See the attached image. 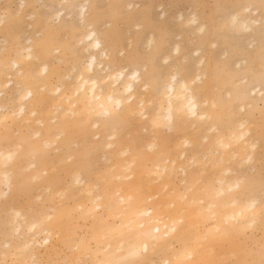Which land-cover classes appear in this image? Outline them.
Here are the masks:
<instances>
[{"label": "rangeland", "instance_id": "374dc122", "mask_svg": "<svg viewBox=\"0 0 264 264\" xmlns=\"http://www.w3.org/2000/svg\"><path fill=\"white\" fill-rule=\"evenodd\" d=\"M254 2H258V0H0V14L3 13L5 6H11L12 11L16 14L15 17L9 21V23L4 24L0 22V86L2 87L4 85L2 88H0V117L3 114L5 117L8 116L7 120L4 117V121L0 122V134L3 135L0 143V148L4 147L5 149L6 147L7 150L12 151L14 149L13 151H16L15 146L18 149L17 144L20 142V140H23L25 142L22 144V146L20 144V148L18 149V152H21L24 144H31L34 140H36L35 133L37 129H39L37 130V132L40 131V129L41 132H43L46 126L57 125L60 123V118H62L61 114H63V111H65V108H67L66 106L65 108H63V105L67 102L65 96L69 95V92L71 93L72 90V88L69 87L71 85L73 87V85L75 84L73 79H75L76 82L77 75L83 69L82 66H87L92 54H98L99 58L98 61L95 62V68L98 72L99 78H103L106 73H109L111 70L117 69L121 65L128 63L127 61L123 60L117 62L115 61V59H106L104 56L105 51H107L110 56L114 58L117 54V49H128L131 52H135L137 49L143 51L149 44H154L155 48L161 46V49L164 52L163 59L157 58L156 60V63L158 65V68L156 70L157 78L160 79L162 77L160 86H154L152 89L146 92H144V89L142 87L141 92L138 93V99L142 98V96L146 94V97H143L145 103L147 102L148 105L153 104L151 106H148L146 103L145 105V109H147L145 110L146 116L148 115L147 119L143 118L144 116L134 117L133 115L131 116L130 123H128L127 125H118L110 127L109 129H103V122H101L99 129H97L96 127L93 128L94 126L88 128L86 138L75 139L72 145L68 144V147H64L61 141H57L55 137L54 139L56 142L53 143V147L47 149V154L50 158V165L48 168L49 172H47V175H49L48 173H55L56 175H58L61 181L59 185H57V190L60 193L56 191V189H53L55 187L49 188L47 185H38V182H35L30 190V194L26 198L22 197L20 192H17L16 189L13 188V186L7 197V200H5L4 197L0 198V252H2L3 244L5 242V219H9L10 214H15V211L19 209L22 213V216L19 218V222L21 221L20 223H23L21 224L22 230L20 229L19 235L12 234V236L9 235L8 238L14 245H23L29 243L33 245L32 251L28 255L22 257L24 259L30 260L35 257L39 260H45L50 258L55 251V243L53 246H49L47 248L39 247V244L41 243L40 237L42 235V232L49 226L46 225L43 221L40 222L44 217V213L46 210L45 206L51 205L53 202H55L58 206L71 205V207L66 210L73 211L81 208L83 203L86 202V207H90V203L92 201L89 198L87 199L90 200V202L87 203V199L85 201V197L88 194L87 187H90L91 191H93L92 186H94L98 181L100 183V180L101 183L103 182V185H105V183L107 184L105 185V189H113L112 191H115L114 188L116 187L117 182L120 181L119 177V180L114 179V181H112V185L109 186L108 182H106L105 180H107L106 176H108V173H110L113 168V166L111 165L115 164H112V162H119V160H121V155L116 154L118 145H116L115 142H117L118 140L121 141V139L125 137L126 140L124 141L123 139L122 142H136L137 152L141 155L152 154L153 152L157 151L160 145L164 142H167L171 147L175 145L179 140L178 138L180 137L177 136L179 134L176 133L174 128V130L172 131V129L170 130L168 126H164L162 127V130H159L160 134H157L158 137L155 135L157 133L155 132L156 129H152L150 126L151 123L148 121L151 117L158 113V110H156L158 109V101L156 102L154 101L156 99H153L154 102L151 103L147 100H152V97L156 98L160 91L163 92L165 85H167L165 79H167L168 77V79H170V76H167L168 73H170L176 67H180L182 69L180 73V82L183 79H188L189 77L190 79H192V77L198 76L201 73L202 66H206L207 62L209 61L212 62L213 65L236 66L244 64L251 59L250 49L253 45H255L256 52L258 53L261 37V33L258 27L252 33L242 32V30L240 29L239 32H237V30H231L234 32L229 33L231 32L229 31L230 29L228 30L222 27L224 17L219 13H214L213 8L211 7L215 4H225L229 6L228 11H238L243 13V8H239L237 6ZM81 6L82 8L83 6H85L83 11L82 9H80ZM60 13V18H58L57 14ZM80 14H83V17H85L86 19L84 23L82 22V15ZM213 15L216 16L217 27L209 28L207 27V24L209 18ZM184 17H186V20L191 19L195 20L196 22L194 24H189L190 27L187 23H185L184 25L188 26L186 28L185 26L181 25V23H184ZM191 17L195 19H192ZM90 24L91 26H87ZM198 27L199 29H201H197ZM89 29H94L96 34L103 40V49L96 51L91 46L87 45V47H90L89 49L85 47L87 43L83 42V40L88 34ZM150 40L153 42H151ZM76 42L77 45L75 44ZM175 43L177 44L175 45ZM178 47L179 50L176 52L175 49ZM28 48H30L29 52ZM57 49H59V52L56 51ZM28 53L31 54L30 58H27ZM17 59L19 61V66L15 67L12 62L17 61ZM165 59H170L173 62L171 67L164 64ZM116 73L118 72L115 71L114 73V71H112L111 74ZM163 83L166 84L163 85ZM206 84H208L207 80H205L204 84L201 87L206 88ZM62 86H64V88ZM66 86H68V88ZM65 87L66 89H68V91H66ZM105 88L103 87L102 89L101 87H99L97 91L105 94V92L107 93ZM30 89H33V96L25 99L26 96H22V94L25 95L26 91ZM62 93L65 95H63ZM63 96L66 101L65 103H63L62 101ZM195 96L197 101H199L198 104H208V101L206 100L208 99V97L202 96L200 90H197ZM23 97L24 99L22 100L21 104L25 105V111L18 112L17 110H20L21 105L18 102L19 99H22ZM36 100L38 101L37 103ZM57 101L58 103L60 101L62 103L60 102L58 104ZM54 102L57 103L59 108H54ZM260 104V93L257 92L255 100L252 102V111L254 112L256 117L254 136L249 137V139L246 138L248 140L246 142L252 140V144L248 147L255 149V151L253 150V152L251 149V152L254 153V161L251 165V168L256 172L257 176L259 175L261 156L260 137L258 132ZM203 105H201V107L199 106L198 112L202 111V108H204L203 111L205 110L207 105H204V107H202ZM47 110L49 112L48 114ZM61 110H63L62 113ZM31 112L35 113L31 114ZM51 112L55 115L53 116ZM56 112H60V115ZM30 114H34V117H30ZM26 115L29 116L30 120L32 119L31 122H29L30 120L27 121V119L29 118ZM150 115L151 117H149ZM41 116L42 119L45 118V121L43 120L44 122L40 121ZM59 116L60 118H58ZM69 117L71 118V120H73L74 116L71 114ZM46 118H48L49 121L46 120ZM52 118L53 120L50 121V119ZM70 118H68L69 121H71ZM20 119H23L24 123ZM33 120L34 125L38 123V127L36 125V127L33 125ZM102 120L104 121V119H101V121ZM219 120V122L216 120L213 128L209 127L207 122L204 120H201V122L197 124H192L191 119L185 121V126L184 123L182 124L183 126H180V129H187L186 132L188 133V136L191 133H198L200 136L199 138L204 144H196V147L198 148L197 150H194V153L196 155L192 152H189L190 145L180 149V153L184 150L185 156H188V158L190 159L188 163H186V161L188 160L187 157H185L184 161L180 160L184 157L179 155V149L177 150V153H175L176 157L178 156V158H180H177V160L180 161L178 163H181L182 161L181 164L183 165L184 162L187 166H190L191 164L193 165L190 166V169L186 166L187 174L191 173L192 171L193 173L194 171L195 173L197 172L196 170L198 169V167L197 163H195L193 160L194 155L198 160L201 159L199 161L201 162V164L209 165V163L204 158L205 155H203V151L205 149V143L203 141H206L208 137L214 138V135L216 136L219 134L217 132L218 130H220L221 133H225L227 130L234 127V129L238 128L236 127L238 125L233 127V124H231L227 119ZM13 122L16 124H12ZM40 122L44 124H41ZM188 122L191 123L188 124ZM191 124L194 125L193 128ZM39 125L41 126V128ZM149 127L152 130H150ZM249 127L251 128L253 127V125L250 124ZM98 130L103 135L100 134ZM198 130L200 131L198 132ZM31 131H34L35 133H32ZM204 131L208 132L210 136H205L206 132L204 133ZM245 131H247V129ZM109 132H113L112 135ZM135 132L137 133L135 134ZM113 134L115 135L114 139H112ZM134 135L135 137H133ZM153 135H155L156 137H153ZM28 136L33 139H28ZM80 140L82 141L80 142ZM89 140L90 143L88 142ZM111 140L112 142H114V144L112 145V148L108 149L106 142L110 143ZM76 141H79V148L76 147ZM104 143L106 144V146ZM253 143H255V145H253ZM151 144L154 145L153 148H150ZM99 148H101L99 150L100 152L96 151ZM174 149L175 147L173 146L172 153L175 152ZM113 151L115 152V155ZM85 152L88 153L89 162L86 164L85 168H81L79 170V172L81 171L80 174L82 175H80L81 183H71L74 182L73 178L71 177V175L66 174L63 168H68L67 165H72L76 161L77 157L82 156ZM199 152H203L202 155L199 154ZM251 152L246 151V154L244 156L245 158H243L245 160V164L244 160H240L237 157L235 158L236 162L238 159L239 160L236 165L234 164V167L232 166V162L235 163V160L233 161L232 159V162L230 161V164L232 165H230L228 162L227 164L230 165L228 166L231 169L232 167L233 169H240L242 165L247 167V158L249 156H252V154L247 156V153L249 154ZM105 154L106 156L108 154L110 156L114 155L115 158L113 156L111 158H108L109 155L108 157H105ZM191 156H193V159H191ZM104 158H107V160H105ZM203 160L204 162H202ZM239 161H241V163ZM189 163L191 164L189 165ZM208 165H206L207 170L203 175L204 178L211 175L208 172ZM104 174L106 175L105 177H103ZM176 174V176L174 175L173 181L175 186L177 188H180L181 186L179 185L182 184L181 181L185 177V173L183 174L182 172L176 171ZM154 183L155 182L153 181V184ZM41 186H44V191ZM52 191H54V193ZM254 195L255 197H257L259 195L258 191L255 192ZM87 197H89V194ZM85 205L83 207H85ZM23 216H25L26 218H23ZM29 226L31 227V229ZM21 232H23V234ZM84 232L85 235L88 234L87 227L84 229ZM179 242L180 241L176 240L172 242V247L174 248V250L176 249V247H178V245H181V243ZM106 246L107 243H105V247ZM69 258L79 261L82 259L94 260L96 257L91 256L87 251H80L75 253L69 252ZM155 258L161 264L162 261L166 258V255L162 253L155 254Z\"/></svg>", "mask_w": 264, "mask_h": 264}, {"label": "snow or ice", "instance_id": "6c2138e0", "mask_svg": "<svg viewBox=\"0 0 264 264\" xmlns=\"http://www.w3.org/2000/svg\"><path fill=\"white\" fill-rule=\"evenodd\" d=\"M211 7L214 13L224 17L223 28L236 30L241 26L243 32L252 33L258 27L261 33L259 51L257 53L253 45L250 49L249 61L236 66L213 65L209 61L206 66H202L201 73L191 79V83L187 79L184 80L186 91L195 94L200 90L202 96L208 97L204 115L200 119L207 121L209 127H213L217 119H227L231 124L239 125L240 139L254 136L256 117L252 111V102L256 93H260L259 175L257 176L251 168L254 156H249L247 167L242 165L240 169L230 170L226 189L227 194L258 191L259 195L246 205L251 214L248 215L243 211L239 214L217 213L208 194L223 196L225 190L223 187L217 189L215 185L211 188L204 187L205 181L195 177L191 180L186 179L183 186L174 191L171 198H162L158 186L166 183L169 166L173 170L176 167L171 156L162 150L161 159L167 156V164L163 168L157 166L147 169L155 185L143 178L138 179L136 160L131 159L124 170V175L120 177L121 180L126 181L124 187L112 191L105 189L102 183L96 182L92 191L91 206L87 209L81 207L67 211L66 209L71 205L58 206L55 202L46 205L43 222L51 227L45 228L42 232L39 247L47 248L55 243V251L48 259L22 258L32 251L33 245L31 243L14 245L8 238L6 218L5 242L0 252V264H160L155 258L157 250L170 237L180 234H183V243L176 247L174 258L168 259L166 264H264V0L237 6L243 8L246 14L242 25L240 12L228 11V5L215 4ZM15 15L11 6H5L3 13L0 14V22L7 24ZM207 27H217L215 15L209 18ZM89 40L95 41L94 46L97 50L103 49V40L95 32ZM56 51L59 52V49ZM104 56L117 62L122 60L128 62L111 70L119 73L115 78L121 83L131 79L148 91L154 86H160L162 82V77L158 79L156 75L158 68L156 60L163 59L164 52L155 48L154 44H149L143 51L117 49L114 58L105 51ZM172 63L170 59L164 60V64L170 67ZM111 71L106 74L110 75ZM181 71L180 67H176L168 73L173 83L179 82ZM205 80L208 81V86L202 88ZM135 86L134 84L133 88ZM131 95L130 91L129 97ZM129 97H125V100L131 106L134 100ZM71 103L72 100L69 99V104ZM143 107L141 104L140 108ZM120 111L121 109H117L116 113L105 111L96 114L80 110L79 123L88 128L93 125L98 128L101 119L119 121ZM195 114L199 115V113ZM72 115L75 116L76 112L74 111ZM139 115L147 119L143 111H140ZM250 124L253 127L250 128ZM56 140L67 141L71 145L73 134L70 130L61 128L56 133ZM88 142L90 143V140ZM49 146L45 145V147ZM79 146V141H76V147ZM228 147L229 144L222 139H206L205 160L210 161L213 158L219 160L221 150ZM15 155L9 153L5 157H0L5 169L14 160ZM125 155L131 157L133 154L129 151ZM81 160L85 164L89 162L87 152L81 156ZM33 171L34 165H30L21 172L19 192L22 197L26 198L30 194L36 182L37 177L33 175ZM182 171H185V176L188 175L186 170L182 169ZM79 182L77 180V183ZM8 187L10 192L11 185L9 184ZM163 191L167 194L173 190L169 187L164 188ZM9 192L4 194L5 200ZM141 203L155 207L138 208ZM145 217L156 225L154 229L144 222ZM161 224L163 230L159 227ZM86 227L87 235L84 232ZM125 228L138 233L137 243L130 248L121 245L118 256L113 257L109 255L112 252L111 246L106 248L105 243L115 232ZM80 251H87L96 258L79 261L69 258V252Z\"/></svg>", "mask_w": 264, "mask_h": 264}, {"label": "bare ground", "instance_id": "6f19581e", "mask_svg": "<svg viewBox=\"0 0 264 264\" xmlns=\"http://www.w3.org/2000/svg\"><path fill=\"white\" fill-rule=\"evenodd\" d=\"M84 8H85V6H83V8L81 6L80 9H82V11H83ZM240 14H241V25H242L243 24V21H244V18H245V12L244 11H243V13L240 12ZM60 15H61V13L60 14H57V17L60 18ZM80 15H82L81 16V19H82V22L84 23L86 21V19H85V17H83V14H80ZM185 18L186 17H184V19ZM187 18H189V17H187ZM192 19H195V18H192ZM196 20H197V18H196ZM183 22L184 23L183 24L181 23V25L182 26H185L184 25L185 23H187L189 25V24H194L196 21L195 20H191V19H188V20L185 19ZM87 26H91V24L90 25H87ZM185 27L187 28L188 26H185ZM189 27H190V25H189ZM237 28L238 29H236V30H237V32H239L241 30V26H238ZM197 29H199V27ZM203 29H205V28H203ZM229 31H231V30H229ZM234 31H231L229 33H232ZM94 32H95L94 29H89L88 34L85 36L84 40H83V37H82V40H83V42H86L87 43L86 45L84 44L85 47H87V45H88V46H91L96 51H99L94 46L95 45V41H90L89 40V37ZM239 34H241V33H239ZM212 37H213V34H212ZM77 42L75 43L76 45H77ZM151 42H153V41H151ZM176 44L177 43H175V45ZM87 48L89 49L90 47H87ZM156 48L157 49H161L162 47L159 46V47H156ZM178 50H179V47L175 49L176 52ZM29 51H30V48H28V52ZM86 51H87V49H86ZM89 51H88V53H89ZM91 52H93V51H91ZM30 57H31V54L28 53L27 54V58H30ZM98 58H99L98 57V54H92L90 56V61L87 64V66L86 65H85V67L82 66L83 69L81 68L82 71L77 75L76 82H75V79L72 78L75 84L73 83L74 84L73 87L71 85L72 83L70 84L71 86L69 88H72V90L71 89H69V90H71V93L69 92V95L65 96V99L67 100L68 103L65 101L64 96H63V99L61 97L63 103L66 102V104H64V105L62 104L63 105V108H65V106L67 108H65L66 110L63 111L64 112L63 114H61L62 115V118H60V116L58 117V118L61 119L59 124H57V125H48V126L45 127V129L43 130V132H41V129L38 132H37V130H39V129H37L36 130V133L34 131H31L32 133L33 132L35 133L36 140H34L31 144H24L21 152H18V149L20 148L19 147L20 144L22 146V144L25 142L23 140H20V142L17 144L18 145V149L15 146V148H16L15 150L16 151H13L14 149L12 151L7 150L6 147H5V149H4V147L3 148H0V157H5L9 153L16 154L14 160L10 163V165L7 167V169H5L4 164H3V161L0 160V198L1 197L3 198L4 197V194L6 192H9V187H8L9 184L11 185V189H12V186H13V188L16 189L17 192H19V186H20V183L19 182H20L21 172H22V170L24 168H27L30 165H34L33 175L37 177L36 182H38V185H47L49 188L55 187L53 189H56V191H58L57 190V188H58L57 185H59V183L61 181L60 178L58 177V175H56L55 173H48L49 175H47V172H49L48 171L49 170L48 168H49V165H50V158H49V156L47 154L48 153L47 149H50V147H53L52 146L53 143L56 142L55 139H54L56 137V133L61 128L66 129V130H70L72 132V134H73V141L75 139H84V138H86L87 133H88L87 132L88 127L82 126L79 123V112H80V110H86L88 112H94L96 114H100V113L105 112V111H112L113 113H116L117 109H121V111L119 112V116H120V120L119 121H113V120H108V119H104V121L103 120L102 121L100 120L99 127L101 125V122H103V126H102L103 129H109L110 127H114V126H118V125H121V126L127 125L128 123H130L131 116L134 115V117L135 116L140 117V115H139L140 111H143L145 113V115H146L145 110H147V109H145L146 108L145 105H146L147 102L145 103V100H144V98L146 97L145 96L146 94L145 95L143 94L145 97L142 96V98L138 99V93L141 92V89H142V87L139 86L138 82H134L131 79H129V80L125 81L124 83H121L119 79H116L115 78L119 73L110 74V75L106 74L103 78H99L98 72L96 71V68H95V66H96V63L95 62L98 61ZM166 58H168V57H166ZM12 64L15 67H18L19 66L18 59H17V61L12 62ZM199 64H200V62H199ZM111 73H112V71H111ZM114 73H115V71H114ZM167 76H169V75H167ZM168 78L165 79L167 85H165L166 83H163V85H165V88L162 87V88H164V90L162 89L163 92L160 91L159 94H158V96H156V98L155 97L154 98L152 97V100H147V101H150L151 103L154 102V101H156V102L158 101L157 102L158 103L157 104L158 109H156V110H158V113L155 114L153 117H151L152 114L150 113L151 115L149 117H151V118H150V120L148 122L151 123L150 126H151L152 129H156L155 130V132H157L155 134L156 136H157L158 133L160 134L159 130H162V127H164V126H168L170 128V130L172 129V131L175 129L176 133L179 134L177 136H179L180 138H178L179 139L178 142L175 145H173L175 147V149H174L175 152H173L174 154L177 153V150L178 149H179V153H180V149L185 148L186 146H189V145H190V151L189 152L194 153V150H197L198 149L196 147V144L199 145V143H202V140L199 138L200 137L199 134L198 133H191L188 136V133L186 132L187 129L186 128L185 129H180V126L183 123H184V126H185V124H186L185 121H188L190 119L192 120V124L193 123L197 124V123L201 122L202 119H200V117L204 115V111H203L204 108H202V111H200V112H198V111H199V106L201 107V105H203V104L202 103L201 104H198L199 101H197L195 94H193L190 91H186L185 90V88H184V80L185 79L181 80L179 83H173L172 80H171V78L170 79H168ZM187 80L190 81L191 80L190 77ZM189 83H191V81ZM134 84L136 85L135 88H133V85ZM206 86H208V84H206ZM2 87L0 86V88H2ZM62 87L64 88V86H62ZM66 87L68 88V86H66ZM66 87H65V89H66ZM99 87H101L102 89H103V87L104 88L106 87L105 89H106L107 93L105 92V94L104 93L102 94V93L98 92L97 90L99 89ZM66 91H68V89H66ZM130 91L132 93L131 97H129V92ZM32 92H33V89L32 90L30 89V90H27L26 91V94L25 95H23L22 93L21 94H22V96H26L25 99H28V98H30V97L33 96V93ZM144 92H146V91L144 90ZM63 95H65V94H63ZM125 97H129L130 99L134 100V103L130 106L129 103L127 102V100H125ZM23 99H24V97L22 99H19V102L17 100V102L21 104ZM69 99L72 100V103L71 104H69ZM153 99H156V100L153 101ZM206 100L208 101V99H206ZM55 101H56V99H55ZM37 102L38 101L36 100V103ZM57 103H58V101H57ZM57 103H55V102L53 103V105H55L54 108H59V106L57 105ZM141 104H143V106H144L143 109L140 108V105ZM17 105H19V104H17ZM147 105H148V103H147ZM151 105H153V104H149L148 106H151ZM163 105H165V106H163ZM204 105L206 106L207 104L205 103ZM204 105L202 107H204ZM60 106H61V104H60ZM63 108H60V109H63ZM49 109H51V108H49ZM48 110H47V114L49 113ZM17 111L18 112H24L25 111V105L24 104H21L20 105V110H17ZM56 111H57V109H56ZM74 111L76 112V115L74 116L75 118L73 117V120H71V118L69 116ZM52 112H51V114L54 113V112L53 113ZM32 113H35V112H31V114ZM56 113H59V115H60V112H56ZM61 113H62V110H61ZM195 113H199V115H196ZM54 115L55 114H53V116ZM26 116L29 118L28 115H26ZM42 116H41V118L38 117V118H40V121H43L45 119V118L42 119ZM4 117H5L4 114L1 115L0 122L1 121H4L5 118H6V120L8 119V116H6L5 118ZM30 117H34V114L31 115ZM68 118H70L71 121H69ZM143 118H145V117H143ZM20 120H22L23 123H24V120L23 119H20ZM29 120H30V118L27 119V121H29ZM31 120L29 122H31ZM34 120H36V119H34ZM34 120L32 122L33 125H34ZM46 120L49 121L48 118H46ZM51 120H53V118L50 119V121ZM217 121L219 122L220 120L217 119ZM189 123H191V122H188V124ZM12 124H16V123L13 122ZM12 124H11V126H12ZM41 124H44V123H41ZM203 124H205V123H203ZM207 124H208V122H207ZM30 125H31V123H30ZM35 125L38 127V123H36ZM13 126H16V125H13ZM234 126H236V125H233V127ZM95 127L96 126H94L93 128H95ZM99 127L98 128L96 127V128L99 129ZM193 127H194V125H192V128ZM236 127H238V128L237 129H234L235 128L234 127L232 129L227 130L225 132L227 134H225L224 132L221 133L220 130H218L217 132L219 134L216 135V136L214 135V138L222 139L226 143L229 144V147L228 148L221 150V157H220L219 160H216L215 158H213L212 160L207 161L209 163V165L208 164H201V162H199L201 159L198 160L197 158H195V155H196L195 153H194L195 154L194 155V159H193V156H191L192 157L191 159H193L194 162L197 163V167H198V169L196 170L197 172L195 173V171H194V173H193V171H192L191 173H188L189 174V175H187L188 178L186 176L185 177L183 176L184 178L181 181L182 184H180L179 186H183L184 181L186 179L187 180H191V179H193L195 177L198 180L205 181L204 187L211 188L213 185H215V187L217 189L223 187V189L225 190V195H223V196H217L214 193H209L208 194L210 196V198L212 199V203H213V205L215 207V211L217 213H219V214H232V213L239 214L240 212L243 211L246 214L250 215L251 213L248 211L246 205H247V203L250 200H252L253 198H255V195H254L255 193H252V192H248V193L241 192V193L227 194V192H226V189L228 187V182H229V179H230L229 172H230L231 168L229 166L233 164L232 166L234 167V164L236 165V163L238 162L239 159L240 160H244L243 158H245L244 156L246 154V151H250L251 152V149H252L251 147L250 148L248 147L249 145L252 144V142H251L252 140H250L249 142H251V143H249V142H246V141H248L247 139L246 140L245 139H240L239 138L240 137L239 125L236 126ZM40 128H41V126H40ZM143 128H145V127H143ZM151 128H150V130H152ZM139 130H137V131H139ZM199 131L200 130H198V132ZM207 131H210V130H207ZM98 132H99V130H98ZM113 132H114V130H113ZM205 132L206 131H204V133ZM99 133L102 134L101 132H99ZM99 133H97V134H99ZM112 133H110V134L112 135ZM136 133L137 132H135V134ZM161 133H163V132H161ZM114 134L112 136V139L115 138V135ZM12 135H14V134H12ZM30 135H31V133H30ZM127 135H128V133H127ZM155 135H153V137ZM207 135L210 136L208 132H206L205 136H207ZM225 135H227V136H225ZM2 136L3 135L0 134V143H1ZM122 136H123V134H122ZM133 137H135V135ZM161 137H163V136H161ZM29 138L30 137L28 136V139ZM126 138H128V137H126ZM208 138H212V137H208ZM31 139H33V138H30V140ZM103 139H104V137H103ZM123 139H124V141L126 140L125 137H123L121 139V141L118 140L117 142H115V144L118 145V148L117 149L115 147L116 154H120L121 155L120 156L121 160H119V162L118 161L117 162H112V164L115 163L114 165H111V166H113L112 170L110 171V173H108V171H107L108 176H106L105 174L103 176V177H105V176L107 177V180H105V179L104 180L106 182H108V186L109 185H112V181H114V179H118V177L120 179V177H122L124 175V170H125L127 164L129 163V161L131 159H135L136 160V164H137L136 172H137L138 179L139 178H143L144 180L150 181L151 183H153L154 180H152V178L149 176L147 169L149 167L155 168L157 166H160L161 168H163L164 165L167 164V156H165V159H163V160L161 159V153H162V150H164V151H166L167 155H170L171 156V159L174 162V164L176 165V167H175V170H173L172 167L169 166V171H168V176L166 178V183L163 186H158V187L160 189V195H161L162 198H171L173 196L174 191L179 190V187L177 188L175 186V184H174V181H173L174 180V175L176 174V171L182 172L184 174L185 171H182V169L183 170H186V166L187 165H185V162H184V165L181 164L182 161L185 160V157L188 158V156H185V151L183 150L179 154L180 156L184 157V158L180 159V158H178V156L176 157V154L174 155L172 153V147L173 146L171 147L167 142H164V143H162L160 145L159 149L157 151L153 152L152 154H150V155H141L140 153L137 152V144H136V142L130 141L128 143H125V142H122ZM81 141L82 140H80V142ZM102 141H104V140H102ZM153 141H154V138H153ZM153 141H151V142H153ZM111 142H112V140H111ZM111 142L110 143L106 142L108 149L113 147L112 145L114 144V142H112V143ZM203 142L205 143V141H203ZM61 143H62V145L64 147H68V144L69 143L67 141H61ZM154 143H156V142H154ZM45 145H50V146L49 147H45ZM154 145L151 144V146L150 145H148V146H150V148H153ZM200 145H204V144L202 143ZM253 145H255V143H253ZM105 146H106V144H105ZM101 148H99L96 151H99ZM248 149H250V150H248ZM253 150L255 151V149H252V152H253ZM129 151H131V153L133 154L131 157H128V156L125 155V153H127ZM203 152H204L203 155H205V149H204ZM252 152L249 153V154L247 153V156H249L251 154L253 156L254 153H252ZM202 153L199 152V154H201V155H202ZM111 154H113V153H111ZM108 155L106 156V154H105V157H108ZM114 155H115V152H114ZM114 155H111V156L109 155L108 158H111L112 156L114 157ZM117 157H118V155H117ZM123 157H125V158H123ZM237 157L239 159L236 162L235 158H237ZM177 158L180 159V160H182L181 163H178L180 161L177 160ZM232 159H233V161L235 160V163L232 162ZM105 160H107V158ZM108 160H110V159H108ZM117 160H118V158H117ZM188 161H190L189 158L186 161V163H188ZM230 161L232 162V164H230ZM202 162H204V160ZM228 162H229L230 165L227 164ZM239 162L241 163V161H239ZM190 164L191 163H189V165ZM244 164H245V160H244ZM206 165L209 166L208 172L211 175L208 176V177H206V178H204L203 175H204L205 171L207 170ZM190 166H187V167H189V169H190ZM67 167L68 168H66V169L63 168V169H64V171H65L66 174L71 175V177L73 178V181L74 182H71V183L78 184L77 183V180L80 181V178H81L80 177L81 171L79 172V170L81 168H85L86 167V164L84 162H82V160H81V156H78L77 159H76V161L72 165H67ZM233 167H232V169H233ZM99 174H101V173H99ZM207 175H208V173H207ZM98 176H101V175H98ZM100 179H101V177H100ZM70 181H71V179H70ZM110 181H111V183H110ZM221 181L223 182L222 184L221 183H218V182H221ZM80 183H81V181H80ZM100 183H101V180H100ZM125 184H126V181H123V180L120 179V181L117 182L116 187L113 186V187H115L114 190L115 191H118L120 188L124 187ZM105 185H107V184L105 183ZM105 185H104V187H105ZM153 185H155V183ZM94 186H92L93 189H94ZM43 187L41 186V188H43ZM169 187L173 191H170L167 194H165V192L163 191V189L164 188H169ZM66 188H68V187H66ZM61 190H62V188H61ZM87 190H88L89 197H87L88 196V194H87V196L85 197V201H86L87 198H89L92 201V198L93 197L91 196L92 195L91 188L90 187H87ZM43 191H44V188H43ZM52 192L54 193V191H52ZM53 195H55V194H53ZM90 200H88L87 203L90 202ZM85 203H83V205L82 204L81 205H82V208L87 209L88 207H86ZM84 205H85V207H83ZM137 207L138 208H148V207H155V205H150V204H147V203H141ZM18 210L15 211L16 213L13 212L15 214H13V215L10 214L11 219H10V217H9L10 220L8 219V225H9L8 226V233H9L10 236H12V234H18L19 235V232H20V229H21V224H23V223H20L21 221L19 222V218L22 216V213H21V210H19V211ZM256 211L258 212L259 210L257 209ZM24 217L25 216H23V218ZM42 221L43 220H41L40 222H42ZM144 222L149 227H152L153 229L156 227V225L153 224L152 220L149 219V218H147V217L144 218ZM37 225H38V223H37ZM31 226H32V224H31ZM48 227H51V225H49ZM159 227L161 228V230H163V224L159 225ZM30 229H31V227H30ZM21 233L23 234V232H21ZM137 239H138V233L133 232V231H130L127 228H125V229H122L120 231L115 232V234L110 237L109 241L106 242L107 243L106 248L110 245L111 248H112V252L109 255H111L113 257H116L119 254V250H120L121 245H123L124 248L133 247L137 243ZM175 240L176 241H180L179 243L182 244L183 243V234L170 237L157 250L156 254L162 253V254H165L166 255V258L162 261L161 264H166V261L168 259L174 258L175 250L172 247L173 246L172 245V242L175 241Z\"/></svg>", "mask_w": 264, "mask_h": 264}]
</instances>
